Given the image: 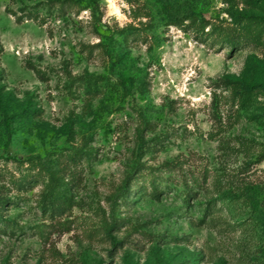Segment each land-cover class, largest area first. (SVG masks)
I'll return each mask as SVG.
<instances>
[{"label": "rangeland", "instance_id": "obj_1", "mask_svg": "<svg viewBox=\"0 0 264 264\" xmlns=\"http://www.w3.org/2000/svg\"><path fill=\"white\" fill-rule=\"evenodd\" d=\"M253 82L264 0H0V264H264Z\"/></svg>", "mask_w": 264, "mask_h": 264}, {"label": "trees", "instance_id": "obj_2", "mask_svg": "<svg viewBox=\"0 0 264 264\" xmlns=\"http://www.w3.org/2000/svg\"><path fill=\"white\" fill-rule=\"evenodd\" d=\"M231 42V45H233L234 44V40H230ZM258 87H263L264 88V82H253V83H247V84H244V86H243V89L245 90V91H247V90H252V89H255V88H258ZM11 118H8V120H10ZM223 197H227V196H222L221 198H223ZM220 199V198H219ZM217 200V199H216ZM216 200L215 201H213V202H209L208 203V206H207V208H208V210L209 209H212L215 205H216ZM0 213H1V208H0Z\"/></svg>", "mask_w": 264, "mask_h": 264}]
</instances>
